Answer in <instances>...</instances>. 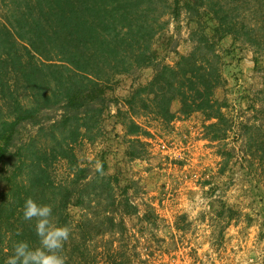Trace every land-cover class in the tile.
Listing matches in <instances>:
<instances>
[{
    "label": "trees",
    "instance_id": "obj_1",
    "mask_svg": "<svg viewBox=\"0 0 264 264\" xmlns=\"http://www.w3.org/2000/svg\"><path fill=\"white\" fill-rule=\"evenodd\" d=\"M243 1L0 0V264L19 240L39 246L35 218H23L26 198L51 204L53 220L71 227L65 264H99L91 248L95 233L114 231L135 213L127 191H115L120 177L107 172L105 157L98 171L81 164L75 153L83 139L105 132L114 100L109 92L122 74L153 69L124 99L129 108L139 99V108L162 124L201 112L211 120L205 126L208 139L225 138L228 126H218L227 123L222 110L227 102L215 96L224 82L220 46L228 38L227 45L250 41L260 25L240 20L239 11L249 9ZM249 1L264 23V0ZM179 4L193 11L191 47L185 53L169 49L176 58L168 63L156 44L166 33L164 16L176 19ZM123 125L128 135L148 134L132 118ZM248 139L261 147L254 155L264 175V140ZM128 141L143 144L138 137ZM61 162L64 173L58 178ZM94 204L101 207L93 215ZM100 253L101 264H124L112 253Z\"/></svg>",
    "mask_w": 264,
    "mask_h": 264
},
{
    "label": "rangeland",
    "instance_id": "obj_2",
    "mask_svg": "<svg viewBox=\"0 0 264 264\" xmlns=\"http://www.w3.org/2000/svg\"><path fill=\"white\" fill-rule=\"evenodd\" d=\"M183 4L176 19L164 16L166 33L156 44L159 58L168 63L176 51L191 47L195 23L188 18L193 11ZM241 5L249 9L239 11L240 20L260 25L250 41L227 45L228 38L220 46L224 82L215 96L227 102L222 109L227 123L218 126H228L225 138L208 139L205 126L211 120L201 112L162 124L139 108V99L129 108L124 99L152 75V67H146L119 76L109 92L114 100L103 122L105 132L75 145L81 164L95 167L105 157L107 172L120 177L115 191L125 189L136 208L123 217L122 227L95 233L91 248L99 264L104 251L124 264H264V175L254 155L262 151L248 139L264 140V23L251 1ZM129 118L148 134H126L123 124ZM136 137L143 144L128 141ZM62 173L64 162L57 166V177ZM100 207L94 204L90 211L94 215Z\"/></svg>",
    "mask_w": 264,
    "mask_h": 264
},
{
    "label": "clouds",
    "instance_id": "obj_3",
    "mask_svg": "<svg viewBox=\"0 0 264 264\" xmlns=\"http://www.w3.org/2000/svg\"><path fill=\"white\" fill-rule=\"evenodd\" d=\"M97 170L102 171L100 162H97ZM23 218H35L39 246L33 247L26 240L15 242L12 255L7 258L6 264H65L63 248L72 229L53 220V206L39 203L31 197L26 198L23 204Z\"/></svg>",
    "mask_w": 264,
    "mask_h": 264
}]
</instances>
